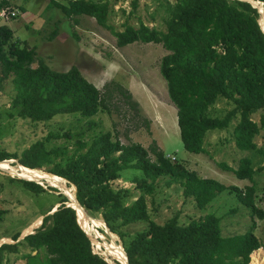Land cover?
<instances>
[{"label":"trees","instance_id":"1","mask_svg":"<svg viewBox=\"0 0 264 264\" xmlns=\"http://www.w3.org/2000/svg\"><path fill=\"white\" fill-rule=\"evenodd\" d=\"M116 1L49 0L48 7L58 9L75 23L78 17L94 19L110 31L119 48L153 43L167 51L160 60L159 73L176 109L179 137L187 152L206 154L208 134L228 129L235 120V146L241 151L255 150V138L261 131L264 134V32L257 9L240 0H153L165 14V30L149 27L139 19L137 26L126 20L124 30L116 31L108 23L111 3ZM256 1L263 3L264 9V0ZM137 3L138 0L131 1L127 18L135 15ZM9 7L7 0H0V10ZM56 34L54 29L48 41ZM12 38L11 29L0 25V81L10 79L14 90L10 102L13 112L9 116L46 123L58 115L89 119L105 109L100 90L76 66L60 72L39 60L32 67L36 64L35 49L25 42H13ZM122 94L130 107L135 106L129 92ZM220 100L233 106L222 117L211 112ZM258 112L261 114L257 123L252 116ZM61 138H73L75 148L70 151L67 145L51 144ZM11 159H18V164L28 170L47 167L48 173L72 187L73 194L75 187V199L88 216L101 219L120 239L128 264H249L250 255L263 247L253 233V219L264 218V211L254 202L255 173L264 175V166L254 170L248 158L241 159L237 168L220 163L223 171L251 183L244 189L201 178L195 171L172 162L157 147L148 150L137 143L124 145L110 132H99L88 139H84L83 132L74 136L69 132L49 133L20 154L0 150V162ZM126 170L143 173L138 186L147 194H152L158 179L168 178V184L178 185L183 196L192 198L200 210L222 192L233 194L249 210L251 225L243 234L223 236L221 217L213 213L185 225L179 223L177 216L162 225L156 224L149 219L143 196L130 201L128 189L113 185ZM9 180L33 193L45 191L31 181ZM65 202L68 200L63 197L57 210L44 217L33 234L15 244L0 245V264L4 252L15 253L22 242L30 249L22 256L25 264H108L93 252L91 241L77 223L75 210L66 207ZM138 224L144 228L127 230ZM18 237L19 233L11 239L16 241Z\"/></svg>","mask_w":264,"mask_h":264},{"label":"rangeland","instance_id":"2","mask_svg":"<svg viewBox=\"0 0 264 264\" xmlns=\"http://www.w3.org/2000/svg\"><path fill=\"white\" fill-rule=\"evenodd\" d=\"M8 1L10 8L15 10L16 17L0 25L11 29L13 42H25L28 47L35 49L37 58L32 67L37 66L39 60H43L52 70L60 72L76 66L83 77L100 90L105 109H100L97 115L89 119L79 115H58L46 123H33L9 116L13 112L10 102L14 90L10 79L0 81V150L20 154L36 141L43 140L49 133L69 132L74 136L83 132L84 139H88L99 132H110L114 139L118 138L124 145L137 143L148 150L152 146L157 147L167 158H175L172 162H178L188 170L195 171L201 178L213 179L225 186H236L240 189L251 185L248 180H239L232 173L223 171L220 163L237 168L241 159L248 158L254 170L264 166L263 131L255 138V150L241 151L235 146L232 134L237 123L235 120L228 129L208 134L205 139L206 154L187 152L179 137L176 109L168 98L166 83L159 73L160 60L168 54L161 45L134 43L119 48L110 31L100 27L92 18L78 17L75 23L65 18L58 9L48 7L49 0ZM131 1L117 0L111 3L112 12L108 23L116 31L124 30L126 20L137 26L139 19L149 27L165 30V14L153 0H138L135 15L127 18L132 9ZM122 10H125V13ZM54 29L57 30L56 36L52 41H48ZM73 33L78 37L77 40L74 39ZM123 92L131 94V101L136 103L135 106L130 107L127 104ZM232 107L230 102L220 100L212 107L211 112L214 116L222 117ZM260 114L261 112L254 114L252 120L258 123ZM73 142V138H61L52 140L51 144L67 145L71 151L75 148ZM150 157L154 159L151 153ZM6 162L11 168H18V159ZM4 168L0 165V245L21 241L30 230L37 229L41 217L50 208H57V203L66 196L51 186L45 178L35 180L32 177H23L38 182L45 181L54 189L40 193L30 192L15 180L10 181L9 179L17 178L14 173ZM46 170L47 167L34 171L47 175ZM135 177L137 180L133 181ZM143 177L141 171L126 170L113 185L128 189L131 193L130 201L143 196L149 219L156 224L162 225L177 216L179 223L185 225L191 220L213 213L221 217L223 236L243 234L251 225L249 210L241 206L233 194L222 192L210 205L200 210L196 208L192 198L183 196L178 185L168 184V178L158 179L152 194L145 193L138 186ZM63 182L73 194L72 187ZM255 182L254 202L264 211V175L256 172ZM233 209L237 211L230 213ZM93 220L88 219L85 227H82L81 221L78 222L90 235V239L92 238L93 252L111 264H119L116 255L125 258L120 239L116 235L106 233L101 219ZM253 220L256 224L253 233L263 247L250 255L249 264H264V218L254 217ZM36 222L38 225L32 227ZM143 228V224H138L130 226L127 230L134 232ZM17 233L19 237L13 241L11 238ZM22 243L17 246L15 253L5 251L1 264H25L22 256L30 252V249Z\"/></svg>","mask_w":264,"mask_h":264},{"label":"bare ground","instance_id":"3","mask_svg":"<svg viewBox=\"0 0 264 264\" xmlns=\"http://www.w3.org/2000/svg\"><path fill=\"white\" fill-rule=\"evenodd\" d=\"M247 1H250L253 5H255V6H257L258 7V9H259V11H261V17H260V25H261V27H262V30L264 31V13L262 12V6H261V4L260 3H257V1L256 0H247ZM259 22V21H258ZM0 165L2 166V167H5L4 169L5 170H7V171H10V172H12V173H14V174H16V173H20V176L21 177H32V179H35V180H38V179H40V178H45L46 180H47V182L51 185V186H53V187H55V188H57V189H59L60 191H62L65 195H66V197H67V200H68V202L70 203V204H68V206L69 207H72L74 210H75V212H76V214H77V217H78V219H80V220H78V222L79 221H81L80 222V224L82 225V227L84 226L85 227V225L87 224V221H88V219L89 218H86V217H84V214H83V212H82V209H80L79 207H77V205H76V202H75V194H74V196H73V194L71 193V192H69V190L66 188V186H65V183L63 182L64 180L62 179V178H59V177H56V176H54V175H50V174H47V175H44V174H40L39 172H37V171H34V170H28V169H25V168H16V169H13V168H11L9 165H8V162H2V163H0ZM32 171H34V172H32ZM41 172V171H40ZM29 173V174H28ZM50 175V176H49ZM52 176V177H51ZM29 179V178H28ZM63 181H62V180ZM66 182V181H65ZM48 185V184H47ZM55 209H57V208H55ZM55 209H53L52 211H54ZM89 220H92V221H94L93 219H89ZM101 223L104 225V223L101 221ZM36 225H38V222H36V223H34L33 225H32V227H35ZM80 225V226H81ZM104 227H105V230L106 231H108L107 229H106V226L104 225ZM31 229V228H30ZM88 229V228H87ZM31 231V230H30ZM93 231V230H92ZM28 232H29V230H28ZM107 233V232H106ZM108 234H110L109 232H108ZM111 236H113L114 234H110ZM91 240V243H93V240H92V238L90 239ZM123 250V249H122ZM124 253V252H123ZM115 254H117V253H115ZM125 255V254H124ZM117 256V260H118V262H119V264H127V261H125V259H126V257L124 258V256H119V255H116ZM257 260V259H256ZM109 264H111L110 262H108ZM113 264H114V262H113ZM251 264H253V263H251Z\"/></svg>","mask_w":264,"mask_h":264},{"label":"built area","instance_id":"4","mask_svg":"<svg viewBox=\"0 0 264 264\" xmlns=\"http://www.w3.org/2000/svg\"><path fill=\"white\" fill-rule=\"evenodd\" d=\"M15 16H16V12L15 11H12V10H9V9H2V10H0V22L8 21V20H10L11 18H13ZM168 158L171 161L172 160H175V158H173V157H168ZM18 168H24V167L18 165ZM31 170H34V169H31ZM15 177L18 180H25V181L34 182L37 185H39L40 187H42L43 190H48V188H50V186H48L45 182H38V181H35V180H30V179L23 178V177L20 176V173H16L15 174Z\"/></svg>","mask_w":264,"mask_h":264},{"label":"water","instance_id":"5","mask_svg":"<svg viewBox=\"0 0 264 264\" xmlns=\"http://www.w3.org/2000/svg\"><path fill=\"white\" fill-rule=\"evenodd\" d=\"M240 1H243V2H247V3H249V4H251L254 8H256L257 9V11H258V13H259V19H260V17H261V11H259V9H258V7L257 6H255V5H253L250 1H246V0H240ZM257 3H261V2H259V1H257ZM261 6H262V12L264 13V9H263V3H261ZM259 21V20H258ZM3 162H6V161H3ZM1 163V162H0ZM51 175V174H50ZM74 187V186H73ZM74 194H75V187H74ZM66 197V196H65ZM67 199V198H66ZM75 202H76V205H77V207H79L80 209H82V212H83V214H84V217H86V218H89V219H93V218H91V217H89L88 216V214H87V212L80 206V204L76 201V199H75ZM64 205L66 206V207H69L68 206V203L67 202H65L64 203ZM59 206V205H58ZM70 208H72V207H70ZM73 209V208H72ZM57 209H55L54 211H51V212H49V213H47V214H45L44 216H42L41 217V221H40V224H39V226L42 224V221H43V219H44V217H46V216H48V215H51V214H53L55 211H56ZM74 210V209H73ZM78 223V222H77ZM104 223V222H103ZM78 225H79V223H78ZM104 225H105V223H104ZM39 226H37V228L39 227ZM80 226V225H79ZM106 226V225H105ZM80 228L85 232V234L87 235V237L89 238V240H90V235L80 226ZM106 229L109 231V229L106 227ZM34 233V231L32 230V231H30V233L29 234H33ZM109 233H111L110 231H109ZM29 234H26V235H24L23 237H22V239L25 237V236H27V235H29ZM112 234V233H111ZM91 241V240H90ZM121 248H122V246H121ZM123 249V248H122ZM123 252H124V250H123ZM124 254H125V252H124ZM125 257H126V254H125ZM105 260V259H104ZM106 261V260H105ZM126 261H127V258H126ZM107 262V261H106ZM108 263V262H107ZM109 264V263H108ZM127 264H128V261H127Z\"/></svg>","mask_w":264,"mask_h":264},{"label":"clouds","instance_id":"6","mask_svg":"<svg viewBox=\"0 0 264 264\" xmlns=\"http://www.w3.org/2000/svg\"><path fill=\"white\" fill-rule=\"evenodd\" d=\"M8 1V0H7ZM9 2V1H8ZM6 9H9V10H12V11H15V10H13V9H11L10 7L9 8H6ZM16 17V16H15ZM15 17H13V18H15ZM13 18H11V19H13ZM10 19V20H11ZM1 23H3V22H0V24ZM18 165H20V164H18ZM20 166H22V165H20ZM34 170H36V169H34ZM46 174H50V173H46ZM52 175V174H51ZM64 180V179H63ZM65 181V180H64ZM67 183V182H66ZM51 188V187H50ZM50 188H48V189H50ZM53 189V188H52ZM46 191V190H45ZM59 205V204H58Z\"/></svg>","mask_w":264,"mask_h":264}]
</instances>
